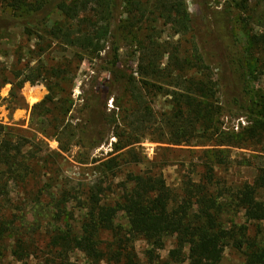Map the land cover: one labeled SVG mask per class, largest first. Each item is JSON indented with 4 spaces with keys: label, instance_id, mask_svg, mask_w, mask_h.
I'll return each mask as SVG.
<instances>
[{
    "label": "rangeland",
    "instance_id": "rangeland-1",
    "mask_svg": "<svg viewBox=\"0 0 264 264\" xmlns=\"http://www.w3.org/2000/svg\"><path fill=\"white\" fill-rule=\"evenodd\" d=\"M134 1L138 0H122L113 21V33L107 35L100 57L92 58L81 48L66 47L47 32L56 21L65 20L59 11L53 12L38 31L15 27L9 38L0 40V123L11 130L13 138L20 135L30 139L25 152L34 155L24 178L13 173L0 178V195L5 191L8 199L6 213L12 216L20 229V237L27 243L21 256L16 255L13 250L17 235L7 237L0 248V264H61L64 255H58L53 248V235L59 228L82 230L84 212L78 198L83 196L85 200L82 188L99 181L106 187L103 201L108 203H114L122 193V183L130 173L161 170L173 189L180 188L182 179L184 185L187 179L199 181L204 177V151L211 149L221 156L215 165L214 182L222 191L235 190L264 173V131L254 136L248 131L263 115L259 104L264 99V65L259 59L260 49L252 44L250 37L264 31V0H247V7L241 0H185L195 20V29L189 32L177 31L166 13L157 7L156 0H142L145 15L139 19L141 14ZM225 8L231 10L236 41H231L224 31L218 32L214 26L211 35L203 29L202 9L211 16L214 11ZM3 14H12V11L0 0V15ZM149 44L160 51L159 61L165 71L163 76L150 79L151 85H145L137 72L134 73L143 97L142 109L152 113L153 119L141 134L131 136L125 123L137 103L124 87L105 83L103 76L109 75L106 71L115 59L112 55L116 46L122 60L130 59L136 70L140 53L144 45ZM243 51L249 57L246 89L237 79L231 81L220 62L221 54L227 57ZM198 52L205 63L199 61ZM175 55L178 60L172 59ZM68 61L71 64L64 66L68 69L64 80L48 74L46 80L32 84L15 75L29 65L53 69ZM176 75L180 77L178 82L195 79L213 89V134L183 123V129L189 128L191 141L172 142L171 139H177L172 133L181 124L178 116L183 105L173 95V91H181L173 84L177 81ZM225 77H230L228 83ZM51 84L56 86L58 97L74 99L73 108L63 121L66 131L64 126L54 131L41 124L40 119L46 113L43 107L33 113V105L50 93ZM91 96L95 105L104 108L106 104V118H118L116 123L104 120L105 126L99 134L84 130L89 110L85 103ZM131 149L137 158L127 153ZM115 158L119 166L109 170L106 163ZM224 158L227 164L221 163ZM223 218L230 228L233 224H247L250 237L264 243V221L248 219L241 209ZM115 224L120 225L116 230L119 228L122 238L129 239L126 218L121 215ZM102 234L107 242L114 239L111 231ZM126 241L134 247L138 264H156L166 259L175 246V237L171 236L167 237L163 249L156 250L143 237ZM220 256L223 264H245L246 261L244 253L231 245L221 247ZM67 257L69 264H108L106 261L96 263L79 250L69 252Z\"/></svg>",
    "mask_w": 264,
    "mask_h": 264
},
{
    "label": "trees",
    "instance_id": "trees-1",
    "mask_svg": "<svg viewBox=\"0 0 264 264\" xmlns=\"http://www.w3.org/2000/svg\"><path fill=\"white\" fill-rule=\"evenodd\" d=\"M12 14L0 15V40L9 38L12 29L23 28L25 30H39L40 25L46 24L53 12L59 11L65 17L64 21H56L50 34L62 45L66 47L81 48L92 58L100 57L105 49L106 37L113 33V21L116 12L119 11L122 0H2ZM244 7H247V0H241ZM143 1H134L133 4L144 17L145 9ZM155 4L162 9L166 16L170 18L173 26L180 32H189L195 29V20L189 12L185 0H156ZM203 29L213 34V26L225 32V35L236 41V33L232 26L231 10L214 11L211 16L202 9ZM210 18L213 21H210ZM142 20V19H141ZM211 22V23H210ZM216 31V33H218ZM223 32V33H224ZM251 42L259 49V59L264 65V31L254 33ZM220 40V37H219ZM218 42V41H217ZM141 51L136 70L130 59L122 60L119 48L116 46L112 57L115 59L108 64V76H103L104 82L120 85L129 92L130 96L137 103V108L127 115L128 133L133 136L141 134L147 123L150 124L153 115L142 109V95L135 81L137 77L144 80L145 85H151L150 79L163 76L164 69L160 64V51L154 45H144ZM253 54L254 51H249ZM201 54V53H200ZM198 52V59L205 63L203 55ZM178 60V55L172 59ZM112 60V59H111ZM221 64L228 76L237 79L240 86L245 87L249 75V57L245 51L240 54L232 53L227 57L221 54ZM71 64V61L62 62L60 66L48 69L46 67L26 66L15 73L17 78H23L32 84L39 83L52 77L64 80L68 69L64 66ZM28 70V71H26ZM139 78V79H140ZM176 75L174 86L181 91H173V95L181 106L177 130L172 134L177 137L173 143L191 141L189 128L183 129L181 125L186 123L189 126L201 127L206 134L210 130L213 134V122H215V109L213 89H208L195 79H183L179 81ZM227 79V77H225ZM175 78H172V80ZM230 77L227 79V83ZM182 82V84H181ZM222 82V80H221ZM227 86V84H223ZM58 86V85H57ZM50 93L40 102L33 105V113L38 107H43L46 111L41 117V124L50 126L52 130H59L60 126H67L64 120L71 112L74 99L64 97L56 92L55 85H49ZM183 89V91H182ZM249 93V91L247 90ZM212 101H211V100ZM183 102V103H182ZM92 96L86 101L85 107L89 109L85 115L84 130L93 133H100L103 129L104 120L117 122V117L106 118V104L104 108L95 105ZM260 110L263 115L255 120L254 126L248 131L251 136L261 135L264 131V99L260 101ZM57 112V115L55 112ZM112 121V122H111ZM80 127L81 125L78 124ZM79 127V128H80ZM50 129V130H51ZM49 132V131H45ZM122 136V133H116ZM195 135V134H194ZM11 130L0 123V173L1 177L8 173L17 176L28 175L30 170V160L34 157L25 152L27 143L31 140L27 137L17 135L15 138ZM139 140V139H138ZM206 160V174L199 181L187 179L180 188L173 189L166 181L163 172L150 169L140 173H130L125 182L122 183V193L114 203L104 202L106 187L99 181L89 187L82 188L85 200L79 197L82 203L81 211L83 227L80 232H75L72 228L57 229L51 240L53 248L57 254L61 253L63 260L61 264H69L67 254L79 250L84 252L89 259L98 263L106 261L108 264H138L135 260L134 247L129 244L139 237H143L154 245V249H163L167 237H175V246L169 250L168 257L158 260L156 264H223L220 256L221 247L231 245L242 251L246 257L245 264H264V243L257 237H250L247 224H233L230 228L225 225L224 216L236 209L245 212L248 219L253 221H264V173L258 175L253 182L245 181L232 191H222L214 182L215 165L221 157L215 149L204 151ZM127 153L135 156L134 149ZM139 154V153H137ZM222 154V153H221ZM221 163L227 164V160L222 159ZM109 170L119 166L118 160L111 159L106 163ZM4 181V180H2ZM5 182V181H4ZM7 182V181H6ZM216 185V187H215ZM2 191H4L1 188ZM65 197V195H63ZM3 198L0 206V248L2 242L11 235H17L13 253L21 256V252L27 247V243L20 237V229L17 228L11 215L7 212V197L5 191L0 198ZM77 198V196L75 195ZM64 200V199H62ZM66 204V202H65ZM66 205L63 213L65 214ZM86 210V211H85ZM124 216L127 220V235L129 239H124L120 235L116 226V219ZM111 231L114 239L105 241L102 233ZM26 246V247H25ZM187 252V253H186Z\"/></svg>",
    "mask_w": 264,
    "mask_h": 264
}]
</instances>
